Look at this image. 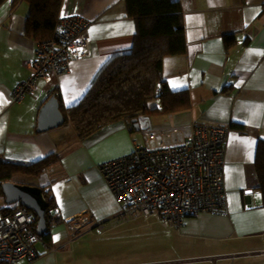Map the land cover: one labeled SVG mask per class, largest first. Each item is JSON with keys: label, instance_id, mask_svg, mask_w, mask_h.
I'll list each match as a JSON object with an SVG mask.
<instances>
[{"label": "crops", "instance_id": "1", "mask_svg": "<svg viewBox=\"0 0 264 264\" xmlns=\"http://www.w3.org/2000/svg\"><path fill=\"white\" fill-rule=\"evenodd\" d=\"M124 1L62 0L59 19L76 17L88 23L85 34L91 41V56L71 61L61 75L37 81L33 94L21 103L12 101V91L28 78L27 64L41 42L26 34L28 3L0 2V157L25 165L51 154L60 159L37 178L17 176L10 181L47 189L55 203L53 211L63 221L49 228L48 242L35 245L33 261L18 264H117L105 252L85 249L87 237L115 234L130 226L162 225L154 217L120 220L122 205L98 171L99 164L141 144L136 138L140 132L134 134L121 122L82 140L69 122L37 131L39 110L52 91L60 94L63 115L62 109L84 97L113 56L131 50L135 22ZM172 1L182 8L186 52L164 59L163 78L170 90L187 91L190 105L171 116L151 117L149 124L162 130L195 125L228 130L223 168L226 211L188 216L177 229L162 225L180 243V253L186 254L163 264L229 260L264 264V206L254 168L258 144L264 142V0ZM83 213L93 221L71 237L65 220Z\"/></svg>", "mask_w": 264, "mask_h": 264}, {"label": "built area", "instance_id": "2", "mask_svg": "<svg viewBox=\"0 0 264 264\" xmlns=\"http://www.w3.org/2000/svg\"><path fill=\"white\" fill-rule=\"evenodd\" d=\"M87 27L82 18L60 19L52 39L37 44L27 64L28 78L15 84L14 103L33 94L37 81L61 75L68 71L71 61L91 56ZM227 133L224 128L201 125L165 130L149 127L142 130V143H135L130 153L99 164L106 186L122 205L119 219L154 217L162 225L177 229L188 216L225 214L223 168ZM45 219L49 228L63 222L55 211L47 213ZM92 221L89 214L83 213L65 223L70 236L77 237ZM35 223L34 214L20 204L9 214L0 213V264L31 262L36 258L35 245L43 239Z\"/></svg>", "mask_w": 264, "mask_h": 264}, {"label": "trees", "instance_id": "3", "mask_svg": "<svg viewBox=\"0 0 264 264\" xmlns=\"http://www.w3.org/2000/svg\"><path fill=\"white\" fill-rule=\"evenodd\" d=\"M20 1L30 6L26 34L37 42L51 40L59 25L62 0H13V4ZM124 6L128 17L135 22L131 50L113 56L96 75L84 97L77 104L62 109L65 123L73 126L79 140L118 122L124 123L131 132L135 131L133 125L136 122L141 134L142 130L152 128L149 124L151 117L171 116L190 105L187 91L170 90L162 72L166 57L186 52L180 3L172 0H125ZM51 96L62 108L57 90L52 91L49 98ZM59 161L56 154L26 165L10 163L0 157V186L17 176L37 178ZM254 168L264 206V142L258 144ZM42 191L48 203L47 214L55 209V203L47 189ZM0 197L3 198L1 188ZM17 204H6L0 213L9 214ZM40 237L48 242L47 225Z\"/></svg>", "mask_w": 264, "mask_h": 264}, {"label": "rangeland", "instance_id": "4", "mask_svg": "<svg viewBox=\"0 0 264 264\" xmlns=\"http://www.w3.org/2000/svg\"><path fill=\"white\" fill-rule=\"evenodd\" d=\"M137 133L139 132L134 131V134ZM136 138L142 141L141 134ZM17 178L12 180L15 181ZM2 201L4 202V198L0 197V204ZM3 205L6 206L5 202ZM87 238L88 244L85 245V249L96 254L105 252L104 256H111V260L116 259L117 264H163L186 255L180 253V243L171 239L168 230L158 223L149 226H130L115 234L101 237L92 235ZM226 264H231V261Z\"/></svg>", "mask_w": 264, "mask_h": 264}, {"label": "water", "instance_id": "5", "mask_svg": "<svg viewBox=\"0 0 264 264\" xmlns=\"http://www.w3.org/2000/svg\"><path fill=\"white\" fill-rule=\"evenodd\" d=\"M64 117L59 109V103L54 96H51L41 106L38 114L37 131H46L64 124ZM135 132L140 130L139 124L134 122ZM5 204H20L31 211L37 219L36 231L38 235L46 231V210L48 203L44 198L41 188L30 185H19L6 182L0 186Z\"/></svg>", "mask_w": 264, "mask_h": 264}, {"label": "snow or ice", "instance_id": "6", "mask_svg": "<svg viewBox=\"0 0 264 264\" xmlns=\"http://www.w3.org/2000/svg\"><path fill=\"white\" fill-rule=\"evenodd\" d=\"M58 238V237H57Z\"/></svg>", "mask_w": 264, "mask_h": 264}]
</instances>
